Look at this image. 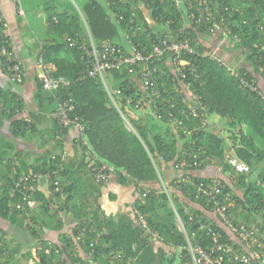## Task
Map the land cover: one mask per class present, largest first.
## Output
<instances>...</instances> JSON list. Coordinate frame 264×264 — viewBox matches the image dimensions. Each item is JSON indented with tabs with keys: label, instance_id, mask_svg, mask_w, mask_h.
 Listing matches in <instances>:
<instances>
[{
	"label": "trees",
	"instance_id": "trees-1",
	"mask_svg": "<svg viewBox=\"0 0 264 264\" xmlns=\"http://www.w3.org/2000/svg\"><path fill=\"white\" fill-rule=\"evenodd\" d=\"M42 1L52 38L43 42L38 55L53 62L54 74L63 75L69 84L56 91L45 90L36 77V69L34 97L39 106L46 100L49 110V129L45 133L37 129L38 114L17 117L22 100L15 92L0 88V116L10 120L11 138L7 142L0 139V143L6 142L10 149L12 138L34 139L40 147L53 143L42 157L34 160L17 150L8 157L0 151V222H8L41 244L35 255L29 250L21 252L0 223V264H90L89 254L97 264H113L109 261L112 249L121 251L133 264H192L187 240L210 251L214 233L239 247L224 225L206 214L205 211H212L214 199H200L197 195L196 185L211 179L190 174L211 160L230 173L229 179H221L223 188L215 198L230 194L228 212L238 228L236 239H240L242 227L246 232L257 230L260 235L264 228V0ZM205 5L214 15L211 20L185 27L190 9L198 16V8ZM220 18L223 27L229 29L223 44H230L229 48L243 55H237L241 63L238 66L232 67L212 51L215 45L207 44L211 37L222 39L220 33L208 28ZM3 19L6 26L0 22V42L10 43L16 55L9 22ZM88 32L97 45L111 42L124 48L123 39L143 53L153 46L160 47L163 40L187 39L196 54L184 53L183 57H196L193 65L197 78L187 71L186 82L200 97L191 100L199 116H192L188 101L183 100L184 90H174L168 77L176 76L168 66L173 56L167 53L134 66L143 70L156 67L152 77L158 80L159 97L149 100L138 76L124 66L110 71L114 90L110 95L101 80L87 74L90 57L81 44L88 46ZM16 59L23 68L20 82L10 79L1 58L0 64L10 83L22 84L26 68L17 55ZM61 101L72 105L69 120H78L84 126L92 153L112 167L105 183L93 180L88 169L91 159L63 161V142L69 128L76 131L75 143L83 157L86 147L80 145V131L75 125L61 126L51 116ZM211 115L223 121L229 134L222 136L201 126V119ZM153 122L168 125L169 131L155 128ZM228 150L248 165V172H236L224 160ZM193 152H199L197 158ZM195 159L201 164H193ZM170 167L180 173L167 181L165 172ZM32 174H37L34 191L18 181L21 176ZM109 182L132 187V217L107 214L98 203L101 190ZM93 192L96 196L90 202L86 194L91 196ZM182 196L198 203L203 211L183 204ZM69 211L74 214L73 223L64 221L63 216ZM135 211L143 216L150 230L161 236L162 242L151 241L135 224ZM177 217L183 230L177 226ZM49 230L58 232L60 240L56 244L44 238ZM242 241H250V237ZM178 254L183 257L175 263ZM16 255L19 257L14 260ZM227 260L221 264H231Z\"/></svg>",
	"mask_w": 264,
	"mask_h": 264
},
{
	"label": "built area",
	"instance_id": "built-area-1",
	"mask_svg": "<svg viewBox=\"0 0 264 264\" xmlns=\"http://www.w3.org/2000/svg\"><path fill=\"white\" fill-rule=\"evenodd\" d=\"M12 1L16 3L18 12H21V1ZM175 2L178 3V0H175ZM202 10L204 11L202 12ZM212 16L214 15L211 13L207 5H205L203 8H198V16L196 15V12L190 9L189 13L186 15L187 23L185 27L197 22L207 23L209 20H211ZM222 21V18H220L219 21H213V23H211L208 28L211 32L220 33L222 38H227L229 29L223 27L224 24ZM0 22L3 23V26H6L2 16L0 17ZM87 35L88 46H86L84 43L81 44V46L87 50L88 58L90 57L89 65L87 67V74L91 77L101 80L103 86L110 95L114 93V90L111 87L110 71L118 70L124 66L127 68L128 72L135 73L138 76L141 84L148 91L146 96L149 100H151L152 97H159V90L156 86V84H158V80H155V78L152 77V73L156 72V67L146 68L143 70L135 69L134 66L139 62L147 61L153 56H159L163 53H167L173 56V62H171V64L174 69V75L176 76L168 75V77L174 90L178 91L179 93L184 90L185 97L183 100L188 101V106L191 110L192 116H199V111L194 105L191 104V100H199L200 97L194 93L193 89L190 87V82H186L188 77L187 71H189V73L193 75L195 79L197 78L196 68L193 65L196 57H183L184 53H188L191 56L196 54V51L188 43L187 39L183 38L171 42L163 40L160 47L153 46L152 50L143 53L137 50L136 46L132 43H130V48L128 50L111 42H103L102 44L97 45L91 39L89 32ZM201 55L204 56L203 54ZM0 58L10 79L15 82H20L22 80L23 68L19 65L10 43L6 44L5 41L0 42ZM217 61L221 62L220 59ZM36 69V77L45 90L56 91L69 84V80L63 75L54 74L56 71L55 64L51 61L44 60L41 54L37 56ZM201 108L202 107H200V109ZM71 110L72 105L69 102L61 101L52 111L51 116L54 119H57L61 126L66 127L69 124H73L80 131L79 143L80 145L86 147L84 152L85 159L92 160V165L89 166L88 169L91 172L93 180H95V182L105 183L108 176V171H112V167L102 161L100 162L99 158L94 153H92V150L89 147L84 135V126L78 122V120H69L68 113ZM180 124L181 123L178 122V125ZM201 124V126L207 124V118H202ZM178 127L180 128L181 126ZM181 129L182 131L188 132V130L183 127H181ZM198 155L199 152H193L194 158H197ZM224 160L227 161L236 172L246 173L249 170L248 165L242 162L235 154L227 153ZM94 162L97 163L94 164ZM193 164L199 165L200 163H198V161L195 159ZM32 175V177L29 175L21 176L18 180L20 185L27 183V189L30 191L35 190L33 183L36 182L37 178V174ZM196 188L197 195L200 199L209 197L214 199L213 207H211L214 216L222 225H224L226 233L230 237L234 238V243H237L239 247H235L234 244H231L225 240H221L222 235L220 233L212 234L211 238L213 245L211 246L210 251H207L195 242L191 243L189 240H187L186 250L191 257L190 259L192 264H221L223 260L227 259V261L231 262V264H264V228L259 235L257 234V230L253 232L249 230L246 232L242 227L239 232L240 239L237 240L235 233L237 232L238 228L234 226L231 214L228 212V207L232 204L230 194H225L219 200L215 198V194L219 193L221 188H223L220 180L211 179L208 182H200L198 185H196ZM30 197V195H26V198ZM134 215L135 224L144 230L145 234H148V238L151 241L162 242L161 236L157 232L148 228L146 220L139 212L135 211ZM177 220L180 222L178 217ZM179 228L183 230L181 222ZM247 237H250V241L243 242L242 239L247 240ZM92 252L93 250H91V253ZM109 253V261L113 264H133L131 263V260L127 259L121 251H115V249H112L109 251ZM177 256L178 258L183 257L181 254H178ZM89 260L90 264H97V261L93 258L92 254H89Z\"/></svg>",
	"mask_w": 264,
	"mask_h": 264
},
{
	"label": "crops",
	"instance_id": "crops-1",
	"mask_svg": "<svg viewBox=\"0 0 264 264\" xmlns=\"http://www.w3.org/2000/svg\"><path fill=\"white\" fill-rule=\"evenodd\" d=\"M21 1V0H20ZM46 2V1H45ZM0 13L2 16L9 22L10 26V34L14 43V50L17 57L23 62L26 71H25V79L22 84H12L8 80L5 72L2 69L0 64V88L4 90H9L10 92H15L18 94L19 98L22 100L23 105L19 112H17V117L29 116L30 114H38L39 121L37 122L38 131L45 133L49 129V120L47 119L49 115L48 106L46 100L42 101V106H39L37 103L34 93L37 88V81L35 78L36 72V57L38 56V52L43 42H47L52 38V33L47 28V37H39L35 32L34 28L39 27V22H42L46 17V4L42 0H22L21 2V12H18L12 0H0ZM45 22H47L45 20ZM37 26V27H36ZM122 39V37H121ZM224 40L216 37H211L207 44L208 46L215 45V49L212 50L215 54L217 50L225 51L230 44H221L219 45V41ZM124 49L128 50L130 48V43L128 44L123 39L121 40ZM230 53V52H229ZM228 54V53H226ZM218 55V54H217ZM219 56V55H218ZM236 58L239 56L235 55L230 59L232 62V67L240 65V61ZM234 64V65H233ZM170 66L171 70L174 72L172 64ZM262 84V81L260 80ZM209 119H207V124L203 125V128H206L209 131L212 127L209 125ZM9 124L10 120L5 116H0V139L4 141H9ZM76 131L73 128L68 129V133L65 136L63 142V161L66 163H71L72 161L79 162L80 160L86 161L85 157L81 152L80 146L75 143ZM223 136V135H222ZM225 136V135H224ZM6 142L0 143V151H5L7 157L11 155L13 150L19 151L22 155H27L31 160L36 159L37 157H42L46 150L51 148L53 143L48 142L43 145V147L38 146L37 141L29 138H12L13 148L10 149L7 147ZM180 148V146H179ZM231 150H228L227 153H231ZM186 162V161H185ZM201 164V162H200ZM199 164V165H200ZM180 172L178 170H174L173 168H168L165 172V178L167 181L175 178ZM191 175L197 177H206L210 179H218L227 180L230 177V173L228 171L223 170V168L217 163V161L211 160L208 163L202 164L200 167L191 170ZM88 180V179H87ZM90 183L89 181H87ZM89 190V186L87 187ZM89 193V192H88ZM87 193V194H88ZM100 196L97 201L101 205L107 213H118L123 216V214L132 217L131 207L134 199V194L132 193V187H123L113 182H109L107 188L104 187L103 191L101 190ZM86 196L89 197V201H93L96 193H92L91 196L88 194ZM181 202L183 204H188L193 208H199L203 211V207H201L198 203L190 201L189 198L181 197ZM130 203V204H129ZM119 209V210H116ZM116 210V211H115ZM205 211V210H204ZM206 214L212 218L216 219L214 213L211 211H205ZM73 212L69 211L64 214V221L66 222H75ZM8 229L9 237L11 238L12 244L19 245L21 252H23V248L27 250L34 249L35 254L37 248L41 244H36L25 232L19 230L18 228H14L8 222H0ZM67 227V224H65ZM64 229V228H63ZM60 237V236H59ZM58 237V232L56 230H49L44 235V238L49 243H57L60 238ZM17 241V242H16ZM19 242V243H18ZM23 245V246H22ZM30 252V251H29ZM31 253V252H30ZM33 252L31 255H35ZM19 255V254H18ZM16 255L14 260H16L19 256Z\"/></svg>",
	"mask_w": 264,
	"mask_h": 264
},
{
	"label": "rangeland",
	"instance_id": "rangeland-1",
	"mask_svg": "<svg viewBox=\"0 0 264 264\" xmlns=\"http://www.w3.org/2000/svg\"><path fill=\"white\" fill-rule=\"evenodd\" d=\"M21 2H22V0H21ZM45 20H46V17L43 19L42 22L38 21L39 22L38 23L39 24V27L36 28V29L34 28L35 32L37 33V35L39 37H47L48 36L47 31H46L47 28H48V22H45ZM222 39H224V40H220L219 41V45H221L224 41H226V38H222ZM235 51H236L235 49H231V48L227 47V49L225 51H222L220 49V50H217L216 53L220 57H222L225 61H227V63H230V65H232V62L230 61L229 58H231V57H233L235 55ZM226 53H228V54H226ZM238 54H240L242 56V58H243V55L241 53L236 52V55H238ZM209 121H210L209 122V125L211 126V124H212V127H211V129L209 131L218 133L220 135H227V134H229V132L227 131L228 128L226 127V125L223 123V121L218 116H216V115L209 116ZM152 125H155V128H158L159 130H163L165 132L166 131L167 132L169 131V128L167 127L168 125H166V124L153 122ZM148 127H149V129L151 131V122L148 123ZM116 210H119V209H116ZM112 212H114V211H112ZM116 214H118V213H116ZM177 226L178 227L180 226V222H178V221H177ZM22 250L25 251L27 249L23 248ZM29 251L31 253L33 252L35 254L34 249H31ZM178 261L179 260H178V257H177L175 263H177Z\"/></svg>",
	"mask_w": 264,
	"mask_h": 264
}]
</instances>
